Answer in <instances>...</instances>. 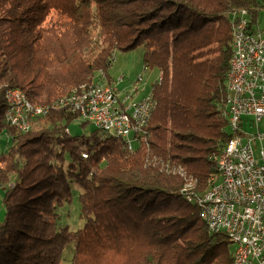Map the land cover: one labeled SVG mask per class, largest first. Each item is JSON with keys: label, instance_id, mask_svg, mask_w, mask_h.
Instances as JSON below:
<instances>
[{"label": "trees", "instance_id": "obj_1", "mask_svg": "<svg viewBox=\"0 0 264 264\" xmlns=\"http://www.w3.org/2000/svg\"><path fill=\"white\" fill-rule=\"evenodd\" d=\"M249 5L0 0V132L12 142L0 177V264H62L69 242L71 264H231L226 234L208 232L185 192H204L216 171L213 155L231 136L222 108L232 54L228 14ZM136 47L148 68L162 72L151 85L157 106L144 140L127 150L120 137L97 128L66 133L76 116L53 104L106 71L115 50ZM9 88L51 107L34 130L8 125ZM187 183L193 187L183 188ZM72 184L84 220L75 230L58 221Z\"/></svg>", "mask_w": 264, "mask_h": 264}, {"label": "built area", "instance_id": "obj_2", "mask_svg": "<svg viewBox=\"0 0 264 264\" xmlns=\"http://www.w3.org/2000/svg\"><path fill=\"white\" fill-rule=\"evenodd\" d=\"M257 7L251 3L233 13L237 55L231 75L234 123L228 124L233 141L226 144H234V151L225 154L222 163L225 176L215 178L214 192L209 199H198L207 204L208 217L213 218L218 231L236 241L240 264L243 255H248V244H255L256 250V260L250 264H264V22L248 27L250 19L256 16ZM242 54H249V61H242ZM123 96L116 95L111 88L92 84L88 90L69 96L66 104L60 107L91 113L92 106L110 100L109 109H102L101 114H91V120L87 122L102 133L119 136L121 130H128L129 143H133L131 134L145 131V117L151 114L147 104L152 103L153 97L146 96L132 105H123ZM119 102H122L121 106ZM21 110H28L34 116L50 109H46V105L32 104L28 98L20 100L14 91H9L5 119L7 121V114H16L17 124L7 123L24 130L19 121ZM82 156L87 155L83 153ZM238 226H247V234L242 239H235Z\"/></svg>", "mask_w": 264, "mask_h": 264}, {"label": "rangeland", "instance_id": "obj_3", "mask_svg": "<svg viewBox=\"0 0 264 264\" xmlns=\"http://www.w3.org/2000/svg\"><path fill=\"white\" fill-rule=\"evenodd\" d=\"M248 2L253 3L257 5L258 7L264 8V0H246ZM240 7H247V6H233L229 10L228 16L230 18L233 17V13L237 11ZM249 9V8H247ZM258 19V23H257ZM257 23L259 26L262 25L261 19L257 18L256 16L248 22V27L251 28L252 25ZM232 47V44H231ZM232 52V51H231ZM230 68V64H229ZM229 71V69H228ZM140 77V78H139ZM162 78V72L158 71L157 69H152L148 68L144 63H143V51L141 47H136L131 50L127 51H121V50H115L113 54V58L111 61V65L109 68L105 71H99L97 72L94 76L93 79H91L88 82H83V83H88V84H93V85H99L107 88H111L116 91L120 96H123L124 94H127L131 92V94H128V102L133 101L134 99H141L146 96H152L155 105L154 108L152 109V112L149 116V120L147 122V125L150 121V118L156 108V98L154 97L152 90H151V85L154 82L160 81ZM81 84V83H79ZM78 83L75 85H72L69 87L68 91H66L61 97L66 96L70 91L75 89L78 85ZM21 90V89H20ZM22 91V90H21ZM23 92V91H22ZM60 97V98H61ZM7 104V103H6ZM33 104V103H32ZM119 105H122V102H119ZM7 109V105H6ZM55 109H61L65 112H68L67 107H60V108H55ZM6 113V110H5ZM73 114V113H71ZM43 115V114H37L31 117V130H34L36 126L38 125V116ZM75 115V114H73ZM227 118V117H226ZM84 120H81L79 118L74 119L72 122L68 124V132L66 133H72V134H77V135H87L91 130L95 128V126L91 122H86L85 124H82ZM10 125V124H8ZM147 125L144 128V132L141 136V140H144V138L147 136L146 131H147ZM14 127L18 132L24 133V131L18 130L15 126L10 125ZM229 128V126H228ZM15 131V133H17ZM28 132V131H27ZM101 132V131H99ZM230 139V137H229ZM228 139V140H229ZM11 136L8 135V133L4 130L0 132V177L4 175V165H5V155L9 151V148L11 146ZM223 148L220 149L216 154L213 155V160L215 161L216 164V171L215 173L211 174L207 180V187L205 188L204 192L201 194L203 195L207 190H209L210 185L212 184L211 177L216 175L218 173L217 169V158L219 154L222 152ZM258 148L254 149L255 153L257 154ZM83 154V153H82ZM86 154V153H85ZM87 155V154H86ZM84 157V156H83ZM65 167V166H64ZM11 176V180L13 178V174L9 175ZM6 186L11 187L12 183H8ZM72 189L74 192L73 199L70 203L65 204L58 210V215H59V224L63 226H68L70 229H78L83 226L84 220L80 217L79 215V202L77 200V195L79 194V188L72 184ZM193 187L191 183H187L183 188L189 189ZM5 187H2L0 185V221L3 220L4 218V208L2 205V196H3V191ZM183 191V190H182ZM184 192V191H183ZM186 197L189 200H195L196 204L199 207L198 204V199L200 198L201 195L199 196H193L192 192H185ZM201 215V212H200ZM202 217V216H201ZM203 219V218H202ZM205 222V221H204ZM206 227L208 232H210L207 223L205 222ZM211 233V232H210ZM220 233V232H218ZM74 253V242H69L63 252V259H62V264H71V259ZM232 263V262H231Z\"/></svg>", "mask_w": 264, "mask_h": 264}, {"label": "bare ground", "instance_id": "obj_4", "mask_svg": "<svg viewBox=\"0 0 264 264\" xmlns=\"http://www.w3.org/2000/svg\"><path fill=\"white\" fill-rule=\"evenodd\" d=\"M256 17L261 19L262 23L264 22V8L257 7L256 8ZM231 20V44H232V54L230 58V68L227 73L226 83H225V95L222 102V108L224 115L227 117L228 124L234 123V112H231V109L234 105V85H231V75L234 72L235 65L237 62V55L235 52L236 48V25L233 23V17L230 18ZM258 23V19H257ZM242 61H249V54H242ZM140 78V77H139ZM92 84L88 83H81L79 84L75 89L70 91L66 96L59 98L55 104H53L54 108H60L61 104H66V100L69 99V96H76L78 92L81 90H88ZM9 91H14L15 94L20 97V100H27L26 95L19 89V88H9L6 90L5 93V99L7 103V109L8 110V100H9ZM128 94H131L129 92ZM128 94L123 96V105H132L135 101H139L140 99H134L133 101L128 102ZM116 95H119L116 92ZM142 99V98H141ZM155 101L152 99V103L147 104V111L149 113L152 112V109L154 108ZM51 107L49 105H46V109H50ZM110 108V100H102V105H94L91 107V113H84V111H76L74 109H68L70 113L75 114L76 118H79L84 121L91 120V114H101L102 109H109ZM6 114V113H5ZM31 117L32 115L29 114L28 110H21L19 111V121L22 122V125H24V131L27 132L31 129ZM149 120V116L145 117V124L147 125V122ZM7 122L10 124H17V115L16 114H7ZM19 130V129H18ZM230 132V129H229ZM115 135L117 137H120L123 140L124 147L127 150H131L133 148V145L135 143H139L141 141V136L143 132H137L134 134H131V141L133 143H129V133L128 130H121L119 136L114 133H106ZM231 134V133H230ZM228 141H233V134H231L230 139ZM234 151V144H225L223 146L222 152L219 154L217 158V169L218 173L211 177L212 184L210 185L209 190L205 192L203 195L200 196L199 199H209L211 194L214 192V180L215 178H220V176H225V169H222V163L224 161L225 154H232ZM198 204L200 206V212L203 220L207 223V226L211 233H218V228L214 226V220L213 218L208 217V206L205 203V201H198ZM247 234V226H238L235 231V239H242V237ZM230 241V249L232 253V263L231 264H240V253L238 251V246L236 244V241H234V238H228ZM256 260V250H255V244H248V255H243L241 259V264H250V262H255Z\"/></svg>", "mask_w": 264, "mask_h": 264}, {"label": "crops", "instance_id": "obj_5", "mask_svg": "<svg viewBox=\"0 0 264 264\" xmlns=\"http://www.w3.org/2000/svg\"><path fill=\"white\" fill-rule=\"evenodd\" d=\"M0 185H1V183H0ZM2 187H5V186L2 185Z\"/></svg>", "mask_w": 264, "mask_h": 264}]
</instances>
